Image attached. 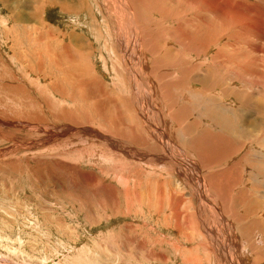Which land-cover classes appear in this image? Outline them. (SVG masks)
<instances>
[{
  "label": "bare ground",
  "instance_id": "6f19581e",
  "mask_svg": "<svg viewBox=\"0 0 264 264\" xmlns=\"http://www.w3.org/2000/svg\"><path fill=\"white\" fill-rule=\"evenodd\" d=\"M56 1L51 0V4L59 5L66 14L80 16L81 12L87 11L88 0H78L76 5L74 3L77 1L73 2V10L65 2ZM101 1L105 15L110 16L112 21L108 34L111 33L112 39L116 40V48L110 52L114 64L118 66L114 68L118 78L117 84L113 86L107 85L97 74V65L93 60L94 45L86 34L72 31L62 39L65 34L58 36L59 30L52 34L50 26L44 23L47 11L42 12L43 8L37 5L30 12L38 13L30 15L31 19L43 26L42 29L38 28L39 37L48 39L44 43L36 36L41 48L37 50L36 56L40 68L44 66L42 63H50L51 74L54 75L50 77V89L59 93L66 88H63L64 84L69 85L74 91H79L76 94L80 93L83 102L95 108L91 113L83 111L77 114L74 109H66L63 103V98L76 103L73 92L62 95L59 112L63 117L55 116L56 113L53 119H65L73 126L58 128L60 130L57 129L53 137L59 135L58 139L63 134L70 136V142L76 143L79 140L75 133L81 132L85 135L95 134L103 140V150H93L89 154L91 157L85 155L95 164L102 157L111 162L110 158L115 156L118 165L115 166L113 179L119 188L115 190L111 185L102 184L99 177L92 174L86 179L87 183L93 187L95 195L101 197L103 194L114 204H119L118 198L122 197L128 209L133 210L135 205L142 204L145 195L142 193L143 170H137L134 179L130 173L125 175L122 170L126 166L121 164L125 158L159 166L163 163L161 169L166 172V168H172L167 174L170 180L157 178L159 180H156L155 185L157 193L154 197L160 210L167 202L171 211V216L164 224L178 233L179 237H187L188 227L185 226L190 218L187 212L184 216L180 214L178 201L181 194L177 191L178 185L174 186L171 180V174H177L181 179L185 177L181 182H187L185 185L189 187L190 195L200 197L203 205L212 206L209 200L215 204L211 217L200 216L199 210H203L200 207L192 212H199L195 226L204 235L205 243L201 247L211 246L210 249L219 257L229 255L230 264H241L242 256L252 261V257L245 256L247 243L257 244L260 241L259 247L252 250L256 255L253 256V264H264V47L240 44L243 49L238 51L237 47L234 49L231 46L234 39L227 37L244 38L246 32L252 30L254 37L264 42V0L259 1L260 5H249L248 1L243 0ZM87 9L92 12V9ZM185 11L189 13L188 19H184ZM169 19L171 24L166 23ZM215 33L220 39L215 38ZM92 34L98 35L97 30ZM213 49L216 54L211 57ZM44 58H48V61ZM215 78L219 80L217 86H220L223 98L218 99L222 102L212 96L219 95L217 88H214L216 85H212ZM92 113H95L94 117ZM126 114H130V117ZM93 122L98 124L99 131L84 127ZM54 127L40 126L43 131L53 130ZM53 137L51 139H56ZM186 154L196 158L198 164L188 161ZM234 157L238 158L234 161L236 164L231 169L221 170ZM106 161L103 159L99 165H104ZM180 165L190 173L183 175L178 170ZM246 171L256 182L254 193H262L263 196L259 200H245L244 214L237 206L239 200L233 196V188L241 184L240 179ZM232 172L235 175H231ZM84 175L82 173L81 177ZM165 184H168V193ZM108 191H111V197L107 195ZM150 191L147 193L149 198L152 197ZM247 191L249 196H253ZM237 193L242 199L247 195L244 192ZM236 232L241 236V245L246 247H242L241 258V247L235 243L239 239ZM157 254L160 255V252ZM186 259L192 264H201L196 253H190Z\"/></svg>",
  "mask_w": 264,
  "mask_h": 264
},
{
  "label": "rangeland",
  "instance_id": "374dc122",
  "mask_svg": "<svg viewBox=\"0 0 264 264\" xmlns=\"http://www.w3.org/2000/svg\"><path fill=\"white\" fill-rule=\"evenodd\" d=\"M44 1L0 0V264H192L186 259L190 253L198 254L201 264L232 263L229 255H227L229 259L225 257L226 254L224 257H219L213 249H210L211 246L201 247L205 239L201 233L202 230L195 226V221L199 218V212L202 217H211L215 204L209 200L212 206L203 205L200 197L195 198L190 195V189L185 185L187 182H181L185 177L182 176L181 179L177 174H171V180L174 186L178 185L177 191L181 194V201H178L180 214L184 216L187 212L190 218L185 226L188 227L186 238L185 236L179 237L178 233L164 224L171 216V211L168 209L167 202L160 210L156 203L158 201L154 197L157 193V178L167 180L169 178L167 174L172 168H166V172L161 169L163 163L159 166L155 163L144 164L143 160L125 158L121 163L126 166L122 170L125 175L130 173L134 179L137 170H143H141L143 172L142 193L145 195L142 204L135 205L133 210L128 209L122 197L118 198L120 205L114 204L103 197V194L101 197L95 195L93 187L87 183L86 179L92 174L99 177L102 184L111 185L115 190L119 188L118 183L113 179L115 166L118 165L114 159L115 156L110 158L111 162L102 157L97 164L92 163L88 158V156L91 157L93 150H103V140L95 134H86V136L81 132L75 133L79 140L76 143L70 142V136L63 134L58 139L59 135L53 137L58 128H66V126L72 128L73 126L72 123L64 121L65 119H53L56 113L60 114L62 95L73 92L76 103L68 101L69 98H63L65 100L63 103L66 109H74L77 114L83 111L91 113L95 108L89 105L90 103L83 102L80 93L76 94L79 91H74L69 85L64 84L63 88H66L62 91H65L63 94L62 92L55 93L50 89V77L53 75L50 63L46 62V65L42 63L44 65L42 68L37 63L36 52L41 48L36 36L44 43L48 39H45V36L39 37L38 28L42 29L43 26L31 19L30 15H38V13H30L33 12L35 6H41L42 12L47 11L44 23L50 26L52 34L59 30L58 36L65 34L61 37L63 39L69 36L70 32L77 31L90 38L89 42L94 45L93 60L97 65V74L107 85L117 84L116 78L118 77L115 75L114 68L117 69L118 66L114 64L113 55L110 53L116 48V40L112 39V34H108L107 31L109 25L112 27L111 17L105 15L101 0H88L87 11L81 12L80 16L74 13H64L59 5H52L51 0ZM60 1L70 6V10L74 9L72 8L73 2L77 1L74 5L78 3V0ZM230 1L235 2L236 0ZM244 1H248L249 5L261 4L260 0ZM87 8L92 9V12ZM231 11L233 12V9ZM183 14L184 16L186 14L184 19H188L189 13ZM170 20L166 23H170ZM214 27L216 30V24ZM94 30H97L98 35L92 34ZM227 37L234 39L231 46L234 49L237 47L238 51L243 49L240 44L244 46L250 43V46L262 45L264 47V42L254 37L252 30L246 32L244 38H247L245 39L243 36ZM215 38L220 39L216 33ZM215 54L216 50L213 49L210 56ZM256 55V53L253 54L255 57ZM44 60L48 61V58ZM212 82L213 86L216 85L214 87L217 88L216 91L219 92V95L212 94V96L222 100L220 86H217L219 80L215 78ZM219 99L218 102H222ZM57 114L55 116L63 117ZM91 115L94 117L95 113ZM126 116L130 117V114ZM48 125L56 127L50 131L41 130L40 126L47 127ZM84 127L92 131L100 130L95 122ZM85 136L86 138L82 140ZM52 137L56 139H51ZM85 154L88 156L86 157ZM185 157L188 161L198 164L193 156L186 154ZM237 157L236 159L234 157V160L230 158L232 161L225 163L221 170L231 169L233 164H236L234 161H237ZM103 159L106 163L99 165ZM178 170L183 175L190 173L184 166ZM82 173L85 174L83 178ZM231 175L235 173L232 172ZM240 181L241 184H236L233 188V196L239 200L237 206L244 212L246 201L259 200L263 194L254 193L256 182L249 177L247 171ZM167 185H164L166 193L169 191ZM247 189L253 193V196L248 195ZM149 190L152 196L150 198L147 194ZM238 191L247 194L246 197L240 198ZM109 193L111 195V191L107 192V195L111 197ZM193 205L198 206L193 207ZM199 207L203 210L192 213L195 208L200 209ZM236 234L239 239L235 240V243L237 242L241 247V258L242 247L245 246L241 245L240 234L238 232ZM217 241L219 240L215 242ZM259 242L257 244L247 243V245L243 243L247 247H245L247 249L245 256L252 257V261L242 256L241 264L254 263L253 256L256 255L252 250L259 247ZM158 252L160 255L157 254Z\"/></svg>",
  "mask_w": 264,
  "mask_h": 264
}]
</instances>
